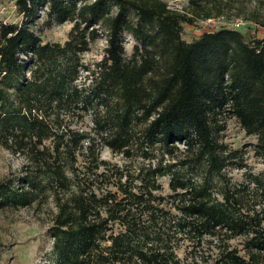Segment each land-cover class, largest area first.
Wrapping results in <instances>:
<instances>
[{
  "label": "trees",
  "instance_id": "trees-1",
  "mask_svg": "<svg viewBox=\"0 0 264 264\" xmlns=\"http://www.w3.org/2000/svg\"><path fill=\"white\" fill-rule=\"evenodd\" d=\"M12 1L21 20L0 24V146L27 163L0 181V209L51 199L48 264H264V179L249 176L251 197L248 186L230 188L238 152L223 141L234 119L264 164V38L202 23L232 13L264 29V13L235 0H189L182 12L164 0ZM42 17L71 24L64 43L42 41L32 29ZM184 25L201 33L187 42ZM101 37L91 70L81 55ZM81 71L93 74L84 96ZM93 100L90 137L66 118L81 120ZM101 148L155 163L130 172L101 160ZM162 177L168 197L158 194ZM214 180L224 183L221 200ZM238 237L243 255L229 244Z\"/></svg>",
  "mask_w": 264,
  "mask_h": 264
},
{
  "label": "rangeland",
  "instance_id": "rangeland-1",
  "mask_svg": "<svg viewBox=\"0 0 264 264\" xmlns=\"http://www.w3.org/2000/svg\"><path fill=\"white\" fill-rule=\"evenodd\" d=\"M168 5L181 7V12L187 6L189 0H164ZM236 6H243L248 11H260L264 13V5L261 0H235ZM230 17L232 13L228 14ZM224 16L221 18L213 17L212 22L215 27L224 26L226 28L238 29L241 32H249V36L264 38V29L258 27L252 22L242 19L235 20ZM21 17L16 11V7L12 0H0V24L2 23H19ZM239 23V24H238ZM71 24H51L42 17L34 26L33 30L37 32L43 42L49 43H64L67 39ZM201 33L196 25H184L182 38L189 42ZM106 41L104 37L96 40L87 53L81 55V61L84 65L95 69L96 64L102 59ZM134 43L126 39L125 51L130 55L134 48ZM93 81L92 72H80V77L76 81V85L83 90V96L90 91ZM84 101L80 100L78 106L83 107ZM99 103L96 100L92 101V105H88L84 117L80 120H72L66 118L70 128L74 130L85 131L90 137H94L93 131V107ZM223 141L231 150L238 152L237 159L233 162L234 165L227 168L225 174L229 179V187L248 186L250 197L254 193V184L250 181V175L258 176L264 179V164L262 160L254 153V145L256 137L248 135L242 127L231 119L227 122V128L223 135ZM47 145L49 142L46 143ZM85 144V143H84ZM86 145V144H85ZM84 145V146H85ZM178 149L183 150L185 147L182 143H178ZM158 154V151H155ZM100 159L116 164L120 167L127 166L130 172H136L141 165L154 164L155 160H143L138 156L129 162L119 155L112 154L107 148L100 149ZM27 163L26 157L23 155L13 154L0 146V181L6 177L16 179L20 175L22 166ZM239 164H244L243 167H238ZM237 165V167H236ZM78 168L83 171L86 163L79 158L77 162ZM186 175L191 176L200 185V178L192 171H187ZM161 191L158 194L164 197L170 195L168 187V177L159 179ZM224 184V183H223ZM218 180H214V190L212 191L216 198L221 200V194L225 190V186ZM51 199H48L47 204L40 208L31 207L12 209L6 207L0 209V264H48L51 256L52 239L48 235L49 228V210L53 211ZM259 210V204L257 205ZM167 209L175 216L177 211L170 207L169 202ZM175 217H173L174 219ZM243 237L231 239L229 244L232 247L240 250V255H243L242 250ZM190 248L187 241L180 243V248L177 250V255L183 258Z\"/></svg>",
  "mask_w": 264,
  "mask_h": 264
},
{
  "label": "built area",
  "instance_id": "built-area-1",
  "mask_svg": "<svg viewBox=\"0 0 264 264\" xmlns=\"http://www.w3.org/2000/svg\"><path fill=\"white\" fill-rule=\"evenodd\" d=\"M168 8H169L170 10L180 11V12H181V7H179V6H176V8H175V7H172V6L168 5ZM202 23H213V22H212L211 19H209V20H207V21H205V22H202ZM213 24H214V23H213ZM238 24H239V23H238Z\"/></svg>",
  "mask_w": 264,
  "mask_h": 264
}]
</instances>
